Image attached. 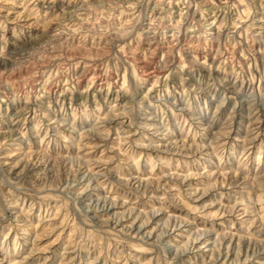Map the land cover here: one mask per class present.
Segmentation results:
<instances>
[{
  "label": "rangeland",
  "instance_id": "374dc122",
  "mask_svg": "<svg viewBox=\"0 0 264 264\" xmlns=\"http://www.w3.org/2000/svg\"><path fill=\"white\" fill-rule=\"evenodd\" d=\"M0 264H264V0H0Z\"/></svg>",
  "mask_w": 264,
  "mask_h": 264
},
{
  "label": "bare ground",
  "instance_id": "6f19581e",
  "mask_svg": "<svg viewBox=\"0 0 264 264\" xmlns=\"http://www.w3.org/2000/svg\"><path fill=\"white\" fill-rule=\"evenodd\" d=\"M206 148H207V147L203 146V147H202V150H203V152H204L205 155H208V153H206V151H207ZM111 205H112V204H111ZM108 207H109V206H108Z\"/></svg>",
  "mask_w": 264,
  "mask_h": 264
}]
</instances>
